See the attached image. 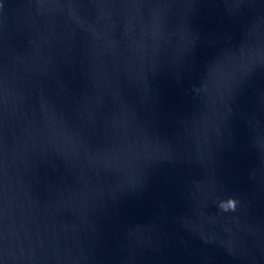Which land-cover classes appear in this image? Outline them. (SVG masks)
I'll list each match as a JSON object with an SVG mask.
<instances>
[{
  "label": "water",
  "instance_id": "water-1",
  "mask_svg": "<svg viewBox=\"0 0 264 264\" xmlns=\"http://www.w3.org/2000/svg\"><path fill=\"white\" fill-rule=\"evenodd\" d=\"M0 264H264V0H0Z\"/></svg>",
  "mask_w": 264,
  "mask_h": 264
},
{
  "label": "clouds",
  "instance_id": "clouds-1",
  "mask_svg": "<svg viewBox=\"0 0 264 264\" xmlns=\"http://www.w3.org/2000/svg\"><path fill=\"white\" fill-rule=\"evenodd\" d=\"M235 209V205L233 204L232 205V210H234ZM225 211H227V209H225Z\"/></svg>",
  "mask_w": 264,
  "mask_h": 264
}]
</instances>
